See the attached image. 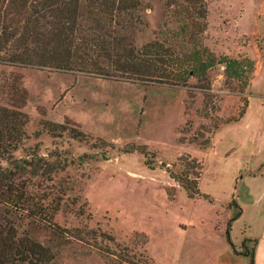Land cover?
Instances as JSON below:
<instances>
[{
  "label": "rangeland",
  "instance_id": "obj_1",
  "mask_svg": "<svg viewBox=\"0 0 264 264\" xmlns=\"http://www.w3.org/2000/svg\"><path fill=\"white\" fill-rule=\"evenodd\" d=\"M138 1L134 46L202 24L208 54L247 58L253 70L245 87L218 63L174 86L0 63V105L27 114L12 157L35 156L38 173L51 170L50 180L32 177L29 188L64 190L52 220L82 233L81 240L37 233L52 247L46 264H249L241 253L264 217V0ZM185 36L170 43L188 47ZM243 99L242 117L220 123ZM188 157L200 166L196 198L166 170L185 171L179 159Z\"/></svg>",
  "mask_w": 264,
  "mask_h": 264
},
{
  "label": "trees",
  "instance_id": "obj_2",
  "mask_svg": "<svg viewBox=\"0 0 264 264\" xmlns=\"http://www.w3.org/2000/svg\"><path fill=\"white\" fill-rule=\"evenodd\" d=\"M139 10L138 0H0V63L174 86H187L189 77L200 80L206 69L218 63L223 64L225 76L237 80L242 87L247 85L253 61L208 54L198 39L202 24L189 26L193 31L188 33L185 28L172 31L173 39L168 35V42L154 40L134 46L129 29L139 22ZM182 34L189 46L175 49L170 42ZM14 89L23 101L24 89L20 85ZM246 105L243 99L237 115L220 123L239 120ZM26 122L27 114L0 105V159L6 162L5 166L0 165V264L48 263L53 258L52 247L37 239V233L44 229L64 238L83 239L79 230L73 228L65 233L52 220L64 190L50 196L38 195L29 188L32 177L50 180L51 170L41 166L38 173L40 159L35 156L12 157V151L25 137ZM79 135L76 132L73 137ZM179 161H184L180 165L186 170L173 173L166 168L168 176L186 197L196 198L200 194L197 187L200 166L189 157ZM145 164L151 167L148 159ZM47 198H50L48 205ZM239 213L240 208L231 219ZM97 235L112 240L108 234ZM225 235L229 242L227 228ZM251 241L249 253H241L248 257L249 264H253L255 240Z\"/></svg>",
  "mask_w": 264,
  "mask_h": 264
},
{
  "label": "crops",
  "instance_id": "obj_3",
  "mask_svg": "<svg viewBox=\"0 0 264 264\" xmlns=\"http://www.w3.org/2000/svg\"><path fill=\"white\" fill-rule=\"evenodd\" d=\"M262 58L264 59V54ZM249 240H255L253 243V264H264V217L262 218L260 230L252 235Z\"/></svg>",
  "mask_w": 264,
  "mask_h": 264
}]
</instances>
